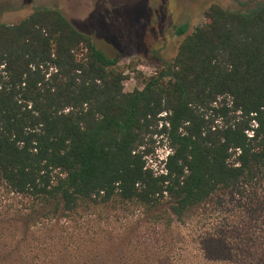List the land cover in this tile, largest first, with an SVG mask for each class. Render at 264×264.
<instances>
[{
  "label": "trees",
  "instance_id": "1",
  "mask_svg": "<svg viewBox=\"0 0 264 264\" xmlns=\"http://www.w3.org/2000/svg\"><path fill=\"white\" fill-rule=\"evenodd\" d=\"M204 19L176 27L173 61L131 92L118 59L59 11L0 24V184L29 204L28 222L111 205L171 229L264 191V1L213 4ZM154 137L169 150L162 169L148 164ZM19 244L0 264L27 262ZM263 244L250 264H264Z\"/></svg>",
  "mask_w": 264,
  "mask_h": 264
},
{
  "label": "rangeland",
  "instance_id": "2",
  "mask_svg": "<svg viewBox=\"0 0 264 264\" xmlns=\"http://www.w3.org/2000/svg\"><path fill=\"white\" fill-rule=\"evenodd\" d=\"M40 1L28 7L22 0H0V24H16L39 6L57 7L97 48L118 59L124 91L131 92L173 61L185 37L175 34L176 27L188 24L187 33L192 32L213 4L244 11L264 0H122L95 15L83 0ZM153 140L148 164L162 169L169 150L160 137ZM257 191L254 201L245 196L239 208L240 197L225 196L168 229L163 222L150 224L138 209L111 205L70 218L36 214L28 222L29 204L0 184V259L11 255L4 245L18 241V254L27 262L13 264H250L260 255L253 243L264 242V191Z\"/></svg>",
  "mask_w": 264,
  "mask_h": 264
},
{
  "label": "flooded vegetation",
  "instance_id": "3",
  "mask_svg": "<svg viewBox=\"0 0 264 264\" xmlns=\"http://www.w3.org/2000/svg\"><path fill=\"white\" fill-rule=\"evenodd\" d=\"M22 1H23V5L24 6H28V7L35 6V4L38 3V2L41 3L40 0H22ZM56 1H59V0H56ZM83 1H84V3H86V5L90 6L89 7V9H90L89 12L92 15H95L96 13L108 12L110 10L109 7H110V4L112 3V1H115V2L117 1L118 2V1H122V0H83ZM43 8H50V7H47V6H39L38 9H43ZM50 9L57 10V11H59L64 16L63 12L60 11V10H58L57 7L56 8H50ZM35 10H37V8H35ZM35 10H33V12Z\"/></svg>",
  "mask_w": 264,
  "mask_h": 264
},
{
  "label": "built area",
  "instance_id": "4",
  "mask_svg": "<svg viewBox=\"0 0 264 264\" xmlns=\"http://www.w3.org/2000/svg\"><path fill=\"white\" fill-rule=\"evenodd\" d=\"M156 75V73H153L152 76Z\"/></svg>",
  "mask_w": 264,
  "mask_h": 264
}]
</instances>
